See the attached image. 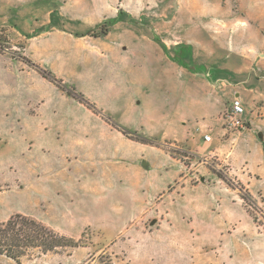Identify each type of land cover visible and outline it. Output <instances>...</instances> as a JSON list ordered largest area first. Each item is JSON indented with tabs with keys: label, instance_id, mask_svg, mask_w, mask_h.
Listing matches in <instances>:
<instances>
[{
	"label": "rangeland",
	"instance_id": "374dc122",
	"mask_svg": "<svg viewBox=\"0 0 264 264\" xmlns=\"http://www.w3.org/2000/svg\"><path fill=\"white\" fill-rule=\"evenodd\" d=\"M259 132L264 0H0V223L78 246L0 264H264Z\"/></svg>",
	"mask_w": 264,
	"mask_h": 264
},
{
	"label": "trees",
	"instance_id": "16d2710c",
	"mask_svg": "<svg viewBox=\"0 0 264 264\" xmlns=\"http://www.w3.org/2000/svg\"><path fill=\"white\" fill-rule=\"evenodd\" d=\"M124 14L125 12L120 10L115 18L103 21L97 25L95 29L104 28L103 33L106 34L107 24L115 25L123 19L122 17ZM52 27H55L53 21L45 27V31H49ZM162 46L164 50H167L165 45ZM180 49L184 50V47H180ZM183 57L184 53L180 54L179 58L174 59V61L190 69L189 65L181 61ZM141 142L143 144H148V142L145 141ZM69 247L78 246L77 243L73 242L71 239L60 235L33 217L16 214L7 221L0 223V256H6L15 262L20 263L24 257L37 251L40 254L46 255L56 252L59 249Z\"/></svg>",
	"mask_w": 264,
	"mask_h": 264
},
{
	"label": "crops",
	"instance_id": "0c3cea01",
	"mask_svg": "<svg viewBox=\"0 0 264 264\" xmlns=\"http://www.w3.org/2000/svg\"><path fill=\"white\" fill-rule=\"evenodd\" d=\"M139 102V101H138ZM187 119H188V116H187ZM186 119V121H184L183 120V122H181L182 121V119L180 120L179 119V121H180V123L182 124H185L184 126L186 127H188V128H184V126L183 125H180L179 127H178V130H177V133L178 134H180V135H182V137H188V133H191L192 132V130L193 129H195V130H198V131H200V132H203V131H205L207 128H208V123L206 122V121H204V119H203V123H201V122H198L195 118V124L193 123V124H191V125H186V123H188L189 122V120H187ZM176 121H178V120H174L173 122H175V123H177ZM186 122V123H185ZM192 122V121H191ZM190 123V122H189ZM174 127V126H173ZM207 127V128H206ZM135 128L137 129V126H135ZM171 128H172V126H171V121H170V124H169V129H170V131H171ZM207 131V130H206ZM209 131V130H208ZM212 131V130H211ZM224 131H225V133H228L229 132V130H227V128H225L224 129ZM206 133H208V132H206ZM226 135V134H225ZM193 137V136H192ZM212 137V141L211 142H205L204 141V139H203V136H202V139H203V144L204 145H209V144H211V143H213V141H214V138H213V135L211 136ZM258 139H259V142L262 144V143H264V132H259L258 133ZM143 161H145V160H143ZM146 162V161H145ZM143 163V162H142ZM147 163V162H146ZM150 164L149 163H147V166H149Z\"/></svg>",
	"mask_w": 264,
	"mask_h": 264
},
{
	"label": "built area",
	"instance_id": "2783aa9c",
	"mask_svg": "<svg viewBox=\"0 0 264 264\" xmlns=\"http://www.w3.org/2000/svg\"><path fill=\"white\" fill-rule=\"evenodd\" d=\"M244 108L242 107L240 101H235L233 103L231 111L226 115L227 129H239L244 127ZM205 142H211L212 137L209 134L204 135Z\"/></svg>",
	"mask_w": 264,
	"mask_h": 264
},
{
	"label": "water",
	"instance_id": "95a60500",
	"mask_svg": "<svg viewBox=\"0 0 264 264\" xmlns=\"http://www.w3.org/2000/svg\"><path fill=\"white\" fill-rule=\"evenodd\" d=\"M143 166H145V167L147 166V163L145 161H143Z\"/></svg>",
	"mask_w": 264,
	"mask_h": 264
}]
</instances>
